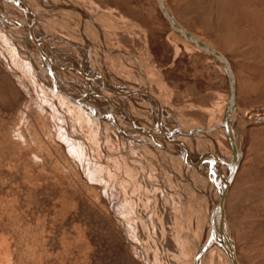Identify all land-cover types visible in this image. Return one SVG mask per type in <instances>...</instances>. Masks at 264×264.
<instances>
[{"label": "rangeland", "instance_id": "1", "mask_svg": "<svg viewBox=\"0 0 264 264\" xmlns=\"http://www.w3.org/2000/svg\"><path fill=\"white\" fill-rule=\"evenodd\" d=\"M81 1L88 14L101 19L103 38L111 45L131 53L139 62L152 53L151 62L141 68L148 88L152 92L155 90L154 95L168 105L170 114L180 116L186 123L191 119L189 124H193V133L200 134L199 138L211 136L210 118L219 122L228 94V80L223 69L205 53L185 45L172 32L155 0ZM167 3L188 30L222 50L233 69L237 116L246 112L250 120L241 133L244 155L232 181L226 207L235 233L237 259L241 264H250L249 243L260 255L257 264H264L261 259L264 258V0H167ZM222 10L234 20L231 34L224 33L221 28L225 24L220 16ZM102 12L110 13L116 20L112 30L114 36L110 35L111 25ZM248 23L250 28L244 30L243 26ZM142 39L148 43L147 48ZM0 48V239L7 244L5 263L192 264L198 246L189 239L192 235L189 226L196 223L203 233L206 223L200 221L197 211L193 210L187 185L181 184L186 173L180 178L179 172H186L187 168L179 165V170L176 167V171L169 169L167 174L159 173L160 166L155 159H145L135 146H128L131 152L123 149L111 130L93 117L89 122L96 125L91 127L100 148L103 147L99 149L100 156L98 148L83 136L86 130L82 131L81 126L77 127L81 133L71 134V125L63 128L55 121L51 123L50 119L46 123L39 120L37 111L30 106L34 94L32 87L27 86L28 81L21 73L18 74L20 70L11 63L7 50L3 46ZM106 62L103 75L137 84V69L126 59L113 56ZM159 73L165 81L161 90ZM256 110H262L263 115L254 119ZM62 113L67 112L63 110ZM60 128L66 129L61 130L64 133ZM67 129H70L68 134ZM69 136L83 142L90 158L98 161L104 170L115 173L114 183L111 182L124 194L112 196L101 183L85 174L81 161L68 152ZM128 159L132 164L141 161L147 164L148 172L145 170V174L135 167L132 173L127 171L126 163L131 164ZM143 175L148 177L147 181ZM142 180L148 192L142 187L140 190V186L134 192V184ZM160 180H165L167 190L156 186L163 184ZM170 188L177 193L175 190L167 193ZM183 192L188 195L187 199H183ZM118 200L132 205V209L128 207L121 212L123 216L114 206Z\"/></svg>", "mask_w": 264, "mask_h": 264}, {"label": "bare ground", "instance_id": "2", "mask_svg": "<svg viewBox=\"0 0 264 264\" xmlns=\"http://www.w3.org/2000/svg\"><path fill=\"white\" fill-rule=\"evenodd\" d=\"M155 2L166 22V18L175 22L183 32L192 36L195 40L204 44L211 52L218 55L225 62L226 67L214 55L205 51L194 42L184 38L172 24L167 22L172 32L178 35L185 45L193 46L216 62L225 72L227 80V69H229L232 77V100L229 98L228 101V81V94L223 108L222 118L219 122H215L213 116V118H210V128L213 130H210L212 131L211 136L207 134L208 137L202 136L199 138L200 134H197V137L191 128L193 124L190 126L191 119L189 120V124L179 118L180 116L170 114L167 109L168 105L166 106L164 101H161L160 98L154 95L155 90L153 88V92L148 88L142 69L143 66L149 64L150 58L153 57L152 53H149L148 57L139 62V59L137 60L131 53L122 51L119 46L118 48L115 45H111L112 43H109L110 41L107 42L103 38L104 25L101 24V19L99 21L95 15L88 14L81 0H0V46H3L7 50L6 52L10 57L11 63L15 65V68L20 70L18 74L20 75L21 73L28 81L29 84L27 83V86L30 85L32 87L34 94L31 95L32 104L30 106L34 107L37 111V115L40 117L39 120L41 119V121L46 123L50 119L51 123L55 121L56 125H61L62 127L67 125L69 127L71 125L69 127L72 130L71 134L81 133L86 130L87 133H82L83 136L85 135L87 140L98 148L99 152L97 153L101 155L102 153L99 149L103 147L100 148L98 140L95 137L96 135L94 134V128L91 127V125H96L92 121L89 122L93 117L94 121L98 122V119L101 120L102 124L111 130V134L114 136L116 142L123 149L127 148L131 152V148L128 146H132V148L135 146V149L140 151V154L142 153L145 159L156 160V163L160 166H158L159 173L167 174L169 169L176 171V167L178 168L179 165L184 166V169L187 168L186 172H181V170L179 172V175L181 174L180 178L186 173L185 181L181 184L187 185L189 197L191 196L192 198L190 199L193 200V210L197 211L196 213L200 221L203 220L206 223V226L203 223L206 231L203 228L202 233V229H200L203 236L195 225L196 223L189 226L192 233V235H189V239H193L196 246H198L196 248L198 249V253L194 256V263L192 261L191 263L241 264L237 259L235 233L229 222L226 206L230 195V187L233 183L232 181L244 155L245 147L242 142L241 133L250 120L247 118L249 115L245 112L240 117L237 116L234 72L222 50L211 41L206 40V38L204 39L188 30L185 24L184 26L180 23L169 7L167 0H155ZM102 14L104 15V19H108V25H111L108 30H110V35H113L112 30L113 25L116 26L117 24L116 20L110 13L102 12ZM220 16L225 21V24L221 27L225 30L224 33L231 34L234 32V26H232L234 20H230L223 10L222 12L220 11ZM243 27L244 30L249 29V23ZM253 31L256 30L254 29ZM143 39L145 40V38ZM143 46L147 48L148 43L144 42ZM235 47L234 44V49ZM3 55H6V53ZM113 56L122 60L126 59L129 64L136 67L138 85L136 83L118 80L115 77L109 76V74H102V68L106 65V61L111 60ZM107 57L112 58L108 59ZM114 63H116V60ZM127 67L126 65L125 68ZM157 72L159 71L157 70ZM159 74L158 81L160 82L161 90L165 81L163 76ZM25 84L23 83V85ZM61 110H65L67 113L63 114ZM260 112L263 111L256 110L255 117L253 118L256 119L260 114L263 115ZM25 117L23 118L25 119ZM78 126H81V132L77 131L79 129L77 128ZM217 127L220 128L217 130ZM61 130L63 129L60 128ZM67 130L68 132H66L68 134L70 129ZM61 133L64 132L61 131ZM71 134L70 136H72ZM67 142L68 144L66 143V145L69 148V151H67L72 157L75 156L78 161H81L85 174L101 183V187L104 186L107 193L110 192L112 196L116 193L121 194L120 192H124H118L116 185L113 184L112 176L115 173L109 169L104 170L103 166L97 163L98 161L91 159V155H88L87 148L84 147L85 144L83 142L71 137L67 139ZM136 156L139 155L137 154ZM124 157L130 158L128 155ZM189 157H191V160H189ZM131 159H128L131 164L126 161L129 167L126 169L127 171H131L132 173L136 168L139 171L145 172V174L148 172L149 166L147 164L143 165L142 161V163L133 162L132 164ZM141 165L144 167H141ZM123 166L124 168L126 167L125 164ZM143 179L147 181L148 177L143 175ZM143 181L134 184V192L139 190V186L140 190L142 187L146 193L148 192ZM163 181L165 182V180ZM164 182L162 185L157 183L156 186L165 191L167 187ZM144 183L146 184L147 182ZM174 190L170 188L167 193ZM106 191L103 193L105 194ZM185 194L183 192V199H187L188 195ZM115 204L116 211L120 213H124L128 207L132 209V205L126 201L121 200ZM245 238L247 239V237ZM6 245L4 240L1 241L0 239V264H6L8 262L5 263V260L8 259ZM247 246V257L250 264H257L260 257L259 253L253 250L252 244L249 245L248 243ZM261 259L264 258L262 257ZM157 263L154 262V264Z\"/></svg>", "mask_w": 264, "mask_h": 264}, {"label": "water", "instance_id": "3", "mask_svg": "<svg viewBox=\"0 0 264 264\" xmlns=\"http://www.w3.org/2000/svg\"><path fill=\"white\" fill-rule=\"evenodd\" d=\"M167 19V22H169L170 24H172V26L184 37V38H186V39H188V40H190V41H192V42H194L195 44H197L199 47H201L202 49H204L205 51H207V52H209V53H211L212 55H214L221 63H222V65H224V67H226V64H225V62L218 56V55H216V54H214L213 52H211L207 47H205L204 46V44H202L201 42H199V41H197V40H195L192 36H189L187 33H185V32H183L180 28H179V26L175 23V22H173L172 20H170V19H168V18H166ZM227 73H228V81H229V95H228V101H229V98L232 100V84H231V82H232V77H231V74H230V72H229V69H227Z\"/></svg>", "mask_w": 264, "mask_h": 264}]
</instances>
